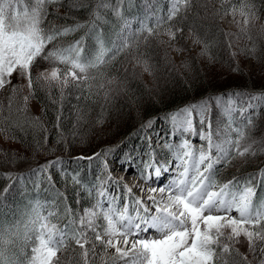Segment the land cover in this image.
Returning <instances> with one entry per match:
<instances>
[{
	"label": "snow or ice",
	"instance_id": "1",
	"mask_svg": "<svg viewBox=\"0 0 264 264\" xmlns=\"http://www.w3.org/2000/svg\"><path fill=\"white\" fill-rule=\"evenodd\" d=\"M129 2L0 0V92H9L0 100V140L20 145L0 148V209L25 181L36 193L18 218L0 219V264H264V90L219 92L176 109L155 146V119H142L143 152L106 145L14 171L59 146L70 153L101 138L125 107L131 115L162 92V79L191 71L183 58L190 46L205 74L220 64L247 76L241 64L251 61L264 78V0H167L155 23L138 28ZM225 18L235 31L218 27ZM213 108L222 117L215 127ZM239 166L255 170L240 175Z\"/></svg>",
	"mask_w": 264,
	"mask_h": 264
},
{
	"label": "trees",
	"instance_id": "2",
	"mask_svg": "<svg viewBox=\"0 0 264 264\" xmlns=\"http://www.w3.org/2000/svg\"><path fill=\"white\" fill-rule=\"evenodd\" d=\"M154 1L156 2L153 5L151 4L148 6V4L145 3V0H130L129 4L127 5L126 15L130 19H132L134 27L138 28L140 26L138 22L155 23V20L152 19L150 20V18H152L151 15L157 13L160 14L161 12H166L164 11V9L167 6L166 0H154ZM61 11H63V9H61ZM49 21L57 24L64 23V21L62 20H56L55 17L53 16L49 17ZM82 34L83 32H78L74 34V36L66 37L64 38L63 42L64 43L71 42L74 38H79V36ZM224 39L225 38L221 35L220 36L221 42H223ZM222 59L227 60L226 54H222ZM190 60L192 64L191 71H185L183 77L176 76L174 79L170 80V84L165 85V88H162L165 89V92H163L162 94L158 92H153L151 100H149L146 95L142 99L140 105L132 109L131 115L128 114V109L127 107H125L123 109V115L119 119H117L115 116L113 117V120L110 122H112L115 125V127H119V128H117V130L114 131L113 134L108 133L105 136L107 139H109L110 142L113 143H104L100 145L97 144V142L100 141V138L96 139L97 138L96 136H92L89 143L84 145L73 146L70 153L66 152L62 146H59L55 152L36 155L35 157L29 158L26 162H21V163H26V165L19 167L16 166L14 171L20 173H27L29 169L36 168L39 165L44 164L48 160L55 159L57 156L64 157L65 160H69L70 156H74L78 153L88 154L89 152H93L92 150H94L95 146H96L95 150H97L106 145L114 147L117 144L121 143L122 147L129 148L132 151L133 150L136 151V149L141 150L143 148V142L141 140L142 132H140L139 129L142 119L144 118H154L155 121L157 119H166L165 118L166 115L175 111L176 109L183 107L187 104L189 105L191 103L199 101L203 99L204 96L217 94L219 92L240 91V92L253 93L256 91L264 90V78H262L260 74L257 72H256L257 74H253V75L249 74L247 76H235V78L229 77L230 79H226L227 82H225L227 85L223 86V83H215L216 81H214L218 79L220 80V78L215 79L217 76L216 77L213 75L211 76L209 72L205 74L204 68L202 67L200 68L198 66L197 61H195L192 58ZM186 81H194V83L192 84V86H189V84ZM200 84H203L207 88V92H205L202 89L197 91V87ZM133 86L135 87V85ZM8 95L9 92L7 91L3 99H5ZM161 95L163 98L162 99L158 98ZM117 107H119V104L117 105ZM137 108L139 109V111H137ZM49 116L50 117L52 116L51 112H49ZM263 117H264V109H261V115L257 116L258 128L264 127V121L262 120ZM53 122H54V117H52V120L49 122V127H51V124ZM103 136L104 135H102V137ZM55 139H56V134H55V130H53L52 137L50 140V147L55 145ZM92 141L93 143H91ZM143 149L144 150L142 151H145L147 148L145 147ZM261 158L260 160L264 162V157ZM72 166L75 167V165ZM86 166H87V162H83L81 165L82 168ZM239 167H240V172H239L240 175L255 170L253 166H239ZM52 171L55 174L57 170L53 168ZM221 171H222V178H230L231 175L237 173V169L235 167H233V169L227 168ZM85 178L87 179L88 177L86 176ZM33 179H35V177H33ZM5 183L6 181L0 180V188H2ZM25 183L28 184L27 189L24 188L23 184L17 185V188H19L20 191L16 192L14 196L9 199V201L7 202V204L3 209H0V213H2V215H0V219H3L5 221H10L14 217L18 218L26 208L29 199L35 198L36 193L31 188V182L25 181ZM47 195L48 194L46 193H41L40 198L44 199ZM69 196L73 202V206H75L74 204L75 195L71 189L69 190Z\"/></svg>",
	"mask_w": 264,
	"mask_h": 264
},
{
	"label": "rangeland",
	"instance_id": "3",
	"mask_svg": "<svg viewBox=\"0 0 264 264\" xmlns=\"http://www.w3.org/2000/svg\"><path fill=\"white\" fill-rule=\"evenodd\" d=\"M167 1V0H166ZM156 1H154V0H147V4H148V6L149 5H153L154 3H155ZM145 3H146V0H145ZM217 3H218V0H217ZM212 7H216V4H213L212 5ZM166 8H167V6H166ZM166 8L164 9V11H166ZM153 15L154 14H152L151 15V17H153ZM155 15H160L159 13H157V14H155ZM152 20H154V18H152ZM218 27L220 28V29H223V30H225V31H235V28L234 27H232V25L229 23V20H228V18H225L222 22H220L219 24H218ZM241 46H243V44H244V41L242 40L241 42ZM190 48H191V52L190 53H185L184 54V59H194L195 61H197L198 62V66L201 68H204V70H205V66H204V63L200 60V59H198V58H196V54H197V52L199 51V48L198 47H193V46H190ZM174 59H176L177 61H178V59L179 58H177V57H175L174 56ZM241 67H243L244 69H245V71L246 72H248V75L249 74H257L254 70H252V66H251V61H247V62H244V63H242L241 64ZM227 68V65H224L223 67H221V65L220 64H217L216 66H215V68H213V69H211L210 71H208L209 72V74L212 76H217L215 79H218V78H220V80L218 79V80H214V81H216L215 83H223V86L224 85H227L225 82H227L226 81V79H230L229 77H234L235 78V76L236 75H232L229 71H228V69H226ZM225 73V74H224ZM224 74V75H223ZM210 77V76H209ZM209 77H207V78H209ZM169 81V82H168ZM220 81V82H219ZM222 81H224V82H222ZM212 83H214V82H212ZM170 84V80H167V81H165V80H161V82H160V85H161V88H165V85H169ZM220 86V85H219ZM163 91L162 92H158V93H163V92H165V89H162ZM8 90H5V91H2V92H0V100H2L3 99V97L5 96V94H6V92H7ZM202 100V99H201ZM201 100H199V101H196V102H194V103H199ZM188 105V104H187ZM32 111H33V113H36V114H38L39 113V105L38 104H36V103H34L33 105H32ZM174 112V111H173ZM211 118H212V120H213V126L215 127V123H216V121L217 120H220V119H222V117H221V115H220V112H219V110L218 109H215V108H213L212 110H211ZM262 120L264 121V117L262 118ZM197 127H199V125L197 124ZM117 128H119V127H115V125L112 123V122H109L106 126H105V128L103 129V139L102 138H100V141H98L97 142V144H104V143H113V142H110L109 141V139H107L105 136H106V134H108V133H112L113 134V132L114 131H116L117 130ZM260 128V127H259ZM258 128V129H259ZM169 130H170V121L169 120H167V119H157L156 121H155V125H154V127L152 128V130H151V132L149 133L150 135H152V137H153V145L155 146V144H156V137L157 136H160V137H164L165 135H167V133L169 132ZM259 133V132H258ZM257 135H259V134H257ZM105 137V138H104ZM97 139V138H96ZM102 139V140H101ZM176 139L178 140L179 139V136H177L176 137ZM141 140H142V142H143V148H147L148 147V145H147V142H146V140L144 139V133H142V135H141ZM109 141V142H108ZM91 143H93V141L91 142ZM194 143H196L197 145L199 144V141L198 140H195L194 141ZM16 148V149H19V147H20V145H18V144H7V143H4L2 140H0V148H5V149H7V148ZM114 147H118V149H119V152L120 153H124V154H127V153H129V152H133V153H137V152H143L142 150H144L143 148L140 150V149H136V151L135 150H131V149H129V148H125V147H122L121 146V143H119V144H117L116 146H114ZM98 148V147H97ZM95 149H96V146H95V148H94V150H92V151H95ZM98 150V149H97ZM124 151V152H123ZM92 152H89L88 154H91ZM262 159V158H261ZM26 165V163H20V164H18L17 165V167H19V166H25ZM230 169H233V168H230ZM223 170V169H222ZM115 175L117 176V177H119L120 175H121V173L120 172H116L115 173ZM15 210V209H14Z\"/></svg>",
	"mask_w": 264,
	"mask_h": 264
}]
</instances>
